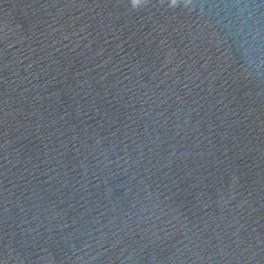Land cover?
Instances as JSON below:
<instances>
[{
  "label": "water",
  "instance_id": "obj_1",
  "mask_svg": "<svg viewBox=\"0 0 264 264\" xmlns=\"http://www.w3.org/2000/svg\"><path fill=\"white\" fill-rule=\"evenodd\" d=\"M0 264H264V0H0Z\"/></svg>",
  "mask_w": 264,
  "mask_h": 264
},
{
  "label": "clouds",
  "instance_id": "obj_2",
  "mask_svg": "<svg viewBox=\"0 0 264 264\" xmlns=\"http://www.w3.org/2000/svg\"><path fill=\"white\" fill-rule=\"evenodd\" d=\"M150 0H131V6L134 9H141L144 6L148 5ZM160 2L163 4L165 3V0H160ZM168 6L170 8H175L181 4V0H167ZM184 6L187 7L190 3L191 0H183Z\"/></svg>",
  "mask_w": 264,
  "mask_h": 264
}]
</instances>
